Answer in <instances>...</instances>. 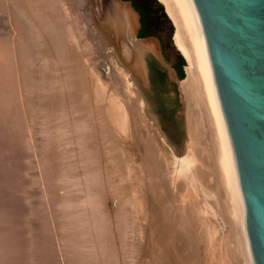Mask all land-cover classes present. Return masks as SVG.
Here are the masks:
<instances>
[{
	"label": "bare ground",
	"instance_id": "bare-ground-1",
	"mask_svg": "<svg viewBox=\"0 0 264 264\" xmlns=\"http://www.w3.org/2000/svg\"><path fill=\"white\" fill-rule=\"evenodd\" d=\"M2 1L3 0H1V2ZM6 1L7 0L3 1V4H2L3 6H5L4 4L6 3ZM12 1L13 0H11V2ZM19 1H21V0H19ZM19 1L17 0V2H19ZM159 1H160V3L162 5L165 6V9H166L165 12L168 13V15H169L168 18H170L169 20H170L171 24H174V26H175L174 37L172 38V43H173L175 48H174V50L171 49V52L173 54H175V55H180V56L184 57L186 59V62H187L186 67H185L186 76L183 79H177V76H176L177 73L174 72L172 69H170V67L168 65L166 66L165 64H163V62L161 60V56H160V45H159V42L156 39H146V40H141V41H135L133 36H134L135 31L138 28L137 16H136V14L133 13L131 8L129 6H127V5H124V4H122V3L118 2V1H115V0H25V2L23 0V2H24L23 5H25V13H26V15L25 14L24 15L21 14V15L24 16V18L26 16V18H28V20L25 18L27 20V22L25 20L21 21V19L19 17L16 20H14V22H16V23L13 26L14 27L15 26L18 27V30L14 29V27H13L14 30L18 31V33H16V34H18L17 41H14L16 43H14V44L11 43V41L14 40V39L12 37H10V35H9V37L12 39L11 41H10V38L7 37L8 36L7 34L4 35V36L7 35L6 36L7 38L6 37L3 38L4 37L3 34L0 37V124H1V128L0 129L1 130L5 129V131H6V128H10L9 125H11V127H12V124L15 123L16 126L20 127V128L17 127L19 132L22 131V129H23L22 127L24 125V124H22V121L26 120L25 114L23 112H25V108H26L27 105L29 106V105L34 104V102H37L36 100H38V99L41 100L40 102H43L44 104H47L46 105L47 107L49 106V104L54 105L55 108L52 107L53 109L52 108L51 109L53 111H55V109L57 108L56 107L57 104L59 106V105H61L63 103V99L65 98V96L63 97L62 94L65 93L66 91L62 92L64 90V88H61V90L62 89L63 90L62 91L59 90L60 92H62V94H60L59 91H58L59 93L56 91V89H60V88L54 87V89L56 88L55 91H54V89L51 90V87L53 88L52 84L60 82V86H62V85L66 86L65 83H64L65 80L62 82L64 84H62L61 81L63 80L62 78L64 76H66V77L68 76V77H71L70 79L72 80V84H74V88L76 86H78L76 89L79 88L80 90L79 89L78 90L79 91H83L82 94L84 93L83 95H80V92H78V95H77V94L72 92L74 90H71V92L73 94H75V96L76 95L77 96L80 95V96H83L85 98L88 93L90 95L89 90H91L90 88H92L91 95L90 96L88 95L89 99H91L92 97H96V99H98L97 100L98 102L101 99L102 100H106V102H105L106 104L105 105H106V112L108 114V118L110 119L109 121L113 123V126H112L113 130H115V132H117L118 135L120 134L121 137H125V138L128 137L129 138V137H131L133 131L134 132L136 130H137V132L140 131V130H138L137 125H139V127H140V126H142L143 123H145V126H146V123L148 124L147 127H146L147 129L144 130L143 127H145V126H143L142 130L146 131L148 133V136L150 134L151 135L150 138L147 139L148 141L143 139V142H142L143 144H141V142L139 143L138 140H137V144L139 143L140 146L135 144V145H137V147H136L134 145L135 149L138 148L140 151H143V153L141 152V154H143V155H140V157L141 156H143V157L146 156V155L144 156V154L146 153V149H147V152H148V153H146L147 155L149 153L153 155L154 151H155V153L161 151V153L164 156V158L166 159V161L170 162L171 159L173 158V160H175L174 162H178V169H179L180 172L182 171L183 173H185L187 171H190L191 169H193V167L195 168V165L193 166V162L195 160L193 158L196 157V156L193 157L194 152H192L193 155L189 154L188 149H189L190 145L188 146V143L187 144L186 143H183V144L180 143L181 147L180 146H175L176 144L174 145L175 142L171 141L170 136L175 133L174 132L175 128L172 127L170 129V131H168V132L163 131V128H161V124H160V121L162 119H161V116L159 115L160 113L158 114L159 109L161 108L160 110H162L163 106L161 107L160 105L153 104L152 101H151V98L148 97L147 92H146L147 91V87L146 86L149 85L148 84V79H149V81L151 79V78H149L150 71L152 70L151 61L154 62L155 61L154 59H158L157 64L161 65L162 67L166 66L169 69V71L171 73H173L174 79H176V81H177L175 85L177 87V90H178L181 98L183 99V110L182 111L180 110L179 113H180V116L182 117V119L184 120L183 124L186 125V127H187L188 135L193 139L192 143L195 144V145L200 144L201 148H202V151L204 150V152H206L207 155L209 154L206 162L204 163V166H201L200 168H198L199 169L198 173L201 174V179L198 178L197 174H196V178H198L197 180L200 179V183L201 184H202V182L203 183L205 182L203 184L204 185V187H203L204 188V193L206 194V196H208V198H210V200L213 199L210 195L212 193H215L214 191H216L215 189L217 188L218 183L222 186L221 199L218 200V199L214 198L213 201L211 200V204L214 205V207H212V209H211V211H212L211 215L213 217V214H214L213 213V208L215 209L216 206H221L222 207L224 205L223 203H226L227 209L225 211L228 212L227 217L230 215V217H231L230 219L232 220L233 225H234L233 226L234 228L231 226L234 230L231 229L230 233H228L226 235H228L230 237L233 236L232 238H234V241L231 240L232 241L231 244H233L234 247L232 245L231 246L233 248H235L233 250H236L235 251L236 252L235 255L238 253L237 254V256H239V262L238 263H240V264H255L254 263V259H253L252 250H251V244H250V240H249V236H248V232H247L246 206H245V201H244V197H243V193H242V189H241V185H240V178H239V173H238V168H237L236 156H235V152H234L231 136H230V133H229V129H228V126H227L225 114L223 112V108H222V104H221V100H220V96H219V92H218V88H217V84H216V80H215L213 65H212V61H211V57H210V53H209V49H208L205 33H204V30H203V27H202V23H201V20H200V16H199L198 10L196 8L194 0H159ZM1 2H0V4H1ZM11 2L9 0L8 3H11ZM14 2H16V0H14ZM17 2L15 3L16 5H17ZM20 3H22V2H20ZM20 3H18V4L20 5ZM2 5H1V7H2ZM6 5H8V4H6ZM10 5H12V4H10ZM8 7L6 6L5 11H6V9ZM13 8H15V7H13ZM50 9H52V10H50ZM1 10H4V8L1 9ZM9 10H11V9H9ZM19 10L23 11L24 8H23V10H21V8L20 9L18 8L15 11L16 12H20ZM9 12H10V14H12L14 12V9H13V11L11 10ZM14 14H16V13L14 12ZM16 15L14 16L15 18H16ZM21 15H19V16L21 17ZM11 19H13V17H11ZM11 21H13V20H11ZM34 33L39 38L38 44L36 43L37 40L36 41L34 40V35H33ZM93 34L96 35V37L98 38L99 41H92V37L91 36H94ZM120 38H123L124 42L119 41ZM15 40H16V37H15ZM154 42H156L157 45H158V51H156V52L151 50V48H153V46H155ZM136 43H142L143 44L142 48L143 47L145 48L144 51H143V53H145L144 56L140 55L139 51L137 52ZM116 44H118V47L116 46ZM105 47H106L107 50H109L111 52V55L109 56V58L113 61V70L109 71V70L105 69L104 72L102 70L98 72V71H96L97 69L95 68L94 63H90L89 65H86L85 63H83V60L86 61V62H90V58L94 54H96L95 56H97L98 55L97 53L98 52L100 53V51H102V49H105ZM52 50H54L55 53L52 52ZM51 52L53 53V56L55 54H57L60 57V59L62 60L61 61L58 58V60H59V62H58L57 59L55 60V58L53 57L54 58L53 59L54 62L57 61L58 64H59V63H64V61H65V63L70 64V65H67V64L64 65L63 64L64 68H62V69L60 67L61 70H64L63 72H66V70H67L66 67L68 68V66H69V71L70 72H69L68 75L64 74L63 77H62L63 73L60 74V73L57 72V75L60 74V76L62 77V78H60L61 81L54 79L53 82H55V83H52V82H51L52 84L49 83V85H51V87L47 86V87H44V89H41V87L44 85V83L46 84L48 82V81H44L45 79H47L49 77L48 74H50V73H48L46 71H50L51 72V70H53V69H55L57 67V65H58V64L56 65L57 62L54 63L53 64V68L49 67L50 70H46L45 71L46 73L43 74V76H40V77H42V81L44 83H41L42 84L41 87L38 86V88H37L38 90H43V92H44V90H46V88L47 89L50 88V89L47 90V91L50 90V93L46 91L47 92V93L45 92L46 94H42V95L40 94L39 96L35 95L36 94L35 93L34 95L38 98V99H36V97L32 96L33 93H34L33 91H35L34 89L36 87L33 88V91H31V92H33L31 95L28 94L30 91L29 92H28V90L26 91V87H28V85L30 86L32 84L33 85L37 84V83H34L33 80L34 81H36V80L38 81L40 79L39 78V79L35 80V75L37 76V74H35L34 76H33V74H34V71H36V70L35 69L33 70L31 66L34 65L33 62H34L35 57L37 55L42 56L41 58L45 57V59L47 60L48 58H46V57L51 55L52 54ZM57 55L55 57H58ZM130 55H132V57H129L130 59H128V56H130ZM37 57H39V56H37ZM143 57H144V59H143ZM50 58H49V60H50ZM36 61H38V60H36ZM43 61L46 62L45 60H43ZM41 62H42V60H41ZM51 62H52V60L48 61L47 63L50 64ZM17 63H18L19 66H21V67H19V71L22 68H23L22 70H24V71H22L23 72L22 78H24V81L21 80L22 79L21 75H19L20 72L18 71V69L15 68ZM45 65L48 66V64H45ZM45 65H43V66L46 67ZM55 65H56V67H55ZM60 65L61 64H59V66ZM63 65H61V66H63ZM146 65H147V67H146ZM34 66H36V65H34ZM37 66H36V69L38 68ZM49 66H51V65H49ZM17 68H18V66H17ZM146 68H148V73H149L148 76H147V73L144 71ZM57 69L58 68H56L55 70L57 71ZM16 70L19 72L18 75L21 78L20 80L23 81V83L25 82L26 85H27L26 87H24L25 83L23 85L22 84L20 85V86H23L25 88L24 91L28 92L27 94L25 92L22 93V91H23L22 88L23 87H21V89H22L21 92L16 90V89H20L18 87L16 89H11V90L8 87H5V84L9 83L8 78L10 77V75H12V73H14L13 71H16ZM40 70H42V69H40ZM89 71H90L91 76H92V77H89V78H91V80H89V81L86 80L87 82H84L83 79H85L84 77L86 75H88ZM55 72H53L52 74H54ZM38 73H39V71H38ZM70 73H71V75H70ZM152 74H154V73H152ZM16 75H14V76H16ZM52 76L53 75H51L50 77H52ZM13 77H12V79H14V78L16 79V77H14V78ZM55 77H58V79H59V76H56V74H55ZM55 77H53V78H55ZM16 80H18V78ZM48 80H50V79H48ZM52 80H50V81H52ZM66 80H68V79H66ZM68 82H69V84L71 86L70 81H68ZM68 82L66 84H68ZM16 83H17V81L14 82V84L17 86V84H19L20 82H18L17 84ZM14 84H12V85H14ZM55 85H58L57 87H59V84H55ZM68 87H69V85H68ZM71 88L70 87L68 89L65 88V90H69ZM29 89L31 90L32 87L31 88L29 87ZM72 93L71 94L66 93V94L69 95V97L71 98L73 96ZM85 94H86V96H85ZM80 96H79V98L82 99V97H80ZM149 96H150V94H149ZM88 98H87V100H89ZM67 99H69L68 96H67ZM171 99H173V98L171 97ZM70 100H73V99L71 98ZM70 100H68V103L70 102ZM65 101H67V100H65ZM65 101H64V103H67ZM79 101L80 100H78V102ZM84 102H85V100H84ZM168 102L170 103L172 101L169 100ZM64 103L62 104V106L63 105H65V106L68 105V104H64ZM74 104H76V102ZM79 104H80V102H79ZM93 104H95V102H93ZM167 105H168V103H167ZM93 106H95V105H93ZM101 107L102 106H100L98 108H101ZM27 108H29V107H27ZM41 108H43V106ZM41 108H39V111H40ZM59 108H61V107L59 106ZM80 108H79L78 111L81 110ZM98 108L96 107V109H98ZM49 109H50V107H49ZM49 109H48V112H49ZM174 109H176V108H174ZM89 110L91 111V109H89ZM74 111H75V109H74ZM92 111H93V109H92ZM48 112H46V114ZM52 112L50 110L49 114L50 113L52 114ZM66 112H68V111H66ZM75 113H76V111H75ZM51 114H50V117L52 118ZM53 114L56 115L57 112L56 113L53 112ZM62 114H63V112H62ZM66 114H65V116L63 114V117H66ZM89 114H91V113H89ZM22 116L25 118V120H23L24 118ZM67 116H68V114H67ZM75 116H77V115H75ZM79 117H81V116H78V118ZM86 117L88 118L87 115H86ZM45 118L47 119L46 116H45ZM69 118L70 117H67V118H64L62 120V118L58 117V120L60 119L59 122H63L65 119L69 120ZM30 119H31V117H30ZM53 119H52V121H53ZM100 119H102V118L100 117ZM136 119L140 121L137 125L135 124V123H137ZM56 121H57V118H56ZM72 121L74 122L75 120H72ZM49 122H50V120L48 121V123L47 122L46 123L49 124ZM59 122L57 121V124ZM81 122H82V120H81ZM141 122H142V124H140ZM46 123H44V124L47 125ZM51 123H50V125H51ZM63 123L65 124V122H63ZM82 123H81V125H82ZM85 123L82 125V127L86 126ZM15 124H14V126H15ZM29 124H31V123H29ZM64 124H61L60 127H62V125H64ZM68 124H69V121H68ZM68 124H67V126L70 125V124L69 125ZM58 125H56L57 129H60ZM81 125H80V128H81ZM25 126H28V125L25 124ZM53 126L54 125H52V127ZM65 126H66V124H65ZM65 126H63V127H65ZM47 127H48V125H47ZM52 127L50 129L54 128V127L53 128ZM86 127H88V126H86ZM68 128H71V127H68ZM80 128L78 130L76 128V130H77L76 132H78L79 130L82 131V128L81 129ZM85 128H83V130H85ZM26 129H24V130H26ZM63 129H65V128H63ZM56 130H54V131H56ZM61 130H62V128H61ZM88 130H86V131H88ZM86 131H84V132H86ZM22 132L24 133V131H22ZM10 133H12V132H10ZM23 133L20 132V135L22 134V136L19 135V137L22 138V140H23V138H26V137L23 136ZM141 133H143V132H141ZM84 135L85 134H83V137L85 139L86 138L88 139V136L85 137ZM8 137L9 136L7 135L4 138H8ZM52 137H54V135ZM141 138H143V137H141ZM85 139L81 140V141H84L83 143H85L86 142ZM130 139L133 140V138H129V140ZM137 139H138V137H137ZM17 140H19V139H17ZM62 140H64V139H62ZM62 140H60V141H62ZM79 140H80V138H79ZM118 140H119V137H118ZM188 140H189V138H188ZM139 141H140V139H139ZM10 142H12V141L10 140ZM23 142H24V140H23ZM69 142H70V140H69ZM130 142H131V140H130ZM144 142H146V143H144ZM86 143H87V146H89L88 142H86ZM68 144H70V143H68ZM130 144H128V146ZM190 144H191V142H190ZM16 145H13V147H16ZM29 145L30 144H28V147H29ZM123 145H125V144H123ZM90 146H91V144H90ZM131 146H132V144H131ZM54 147H55V145H54ZM49 148H50V146H49ZM51 148H53V147H51ZM58 148H61V146L58 147ZM87 148H90V147H87ZM118 148H120V147H118ZM152 148L155 149V150L153 151ZM183 148H185L184 152L182 151ZM15 149L16 148H14L13 150H15ZM24 149H25V147H24ZM91 149L92 148H90L89 150L92 151ZM20 150H22V149H20ZM59 150H61V149H59ZM130 150H131V148H130ZM130 150H128V151H130ZM138 151H136V152H138ZM144 151H145V153H144ZM123 152H124V150H123ZM126 152L127 151H125V154H126ZM167 152L170 153V155ZM82 153H83V150H82L81 154ZM53 154H55L54 151H53ZM53 154L51 155L52 157L54 156ZM178 154H182V155L179 156ZM197 154H199V152ZM13 155H15V154H13ZM62 155H65V154H62ZM78 155H80V154H78ZM138 155H136L137 158L139 157ZM155 155L156 154H154L153 156H155ZM31 156H30V158H31ZM60 156H61V153H60ZM27 157L29 158V156H27ZM46 157L47 156L44 157L46 159V160L43 161L44 164L48 163V161H49V159L46 158ZM22 158H23V156H22ZM56 158L54 157L52 159H56ZM82 158H84V157H82ZM59 159H57V160H59ZM62 159H64V158H62ZM62 159H60V160H62ZM93 159H95V158H93ZM146 159L148 160V159H150V157L145 158V161H146ZM112 160H114V159H112ZM128 160L130 161V158ZM155 160H156V157H155ZM54 161H56V160H54ZM66 161H67V159H66ZM149 161H151V160H149ZM152 161H153V159H152ZM62 162H64V161H62ZM82 162H84V161H82ZM137 162H139V161H137ZM148 162H146V163H148ZM125 163H126V161H125ZM128 163H126V164H128ZM60 164H62V163L60 162ZM132 164H134V167H135V163H132ZM132 164H130V165L132 166ZM143 164L144 163L142 161V165ZM153 164H155V163H153ZM153 164L151 163V165L154 166V169H155V165H153ZM38 166H39V164H38ZM38 166H36V167L38 168ZM48 166L49 167L52 166V167H50V172H52V174H50L51 177L57 175V170H55L56 169L55 168L56 165L54 163L52 164L50 162ZM152 166H149V168L148 167L146 168V170L150 169L149 170L150 172L147 170L149 173L152 172L150 176L154 175L153 172H155L154 170L151 171L150 167H152ZM26 167H24V168H26ZM142 167H141V169H142ZM60 168H61V166H60ZM79 169H80V167H79ZM82 169H83V167H82ZM94 169H96V168H94ZM128 169H129V167H128ZM128 169H126V170H128ZM29 170H31V169H29ZM60 170H62V169H60ZM96 170H98V169H96ZM214 170H215V172H219L218 174L220 175V179L222 178L220 181H218L217 184H215V182H214L215 181ZM67 171H69V170H67ZM116 171H117V169H116ZM129 171H127V172H129ZM136 171H138V170H136ZM142 171L144 172V170H142ZM147 171L145 172L146 174L148 173ZM197 171L198 170L196 169L195 172H197ZM53 172H55L56 174H54ZM63 172H65V171L63 170L61 173L59 172V175L60 174L63 175L62 174ZM89 172H90V170H89ZM94 172H95V170H94ZM94 172H93V174H94ZM140 172H141V170H140ZM124 173L128 174L126 172H124ZM149 173L147 174V177H148ZM190 173H192V172H190ZM93 174L91 175V177H90V174H87V175H89V177H88V179L87 178L86 179L89 180V182L91 181V184L88 185L87 184L88 182H87L86 184L88 186L86 185L87 186V187L85 186L86 188H83V189L81 188L80 189L83 192L82 195L78 194L74 198H73V196H75V195H73V194L71 195L72 197H69V195H66V197H64L65 195H63V198L59 199V200H61L60 205H59L60 207H58V205L56 207L60 208L62 210V213L61 214L59 213L61 216L58 219V222H57L58 226L57 227L60 228L59 231H63L62 234L59 231L58 232L60 233V235H58L56 233V231H55V234L50 232V230H47V228H46V226L48 227V225L45 224V222H44V224H43L44 225V227H43L44 229H43V232H42L43 234L41 233V236H40L41 237V248H40L41 252L39 254V257L35 258V256H34L35 254L33 255V253H31L30 255L26 254V257H27L26 260L28 259L27 261H29V259H31L33 261L32 264H119V262L122 260V258H121L122 257V253H123V251L126 250L125 240L129 241L128 239L130 237L128 239H125L124 241H123V239L121 240V237L118 240V237H117L118 236V232L120 233V231H122V230L124 231V229H122L123 228L122 226L125 223H127V225L130 224V223H128L129 220H130V219H128V217H129V215H131L130 214L131 212H133V211L134 212H139V211L141 212V209L145 208L144 206L142 208V205L145 202H143V200L141 199L140 194H138L139 191L137 192V194L140 197H137L138 195L133 197V195H134L133 192H132L133 193L132 196H130L131 194L129 192H127V195L130 194L128 196H123V195H120V193H117V197H118L119 200H117L118 202H117L116 207H113V204H112L113 201L111 202V198H110V196H108L109 194L107 195V194H105L103 192V190H102L103 186L99 187L101 183L97 187L96 183H99L98 178L100 179V177L99 176H95L96 174L95 175H93ZM104 174H106V173H104ZM109 174H111V173H109ZM131 174H129V175H131ZM143 174L138 176V180L137 181L142 182L144 180V177H146V176H143ZM77 175H78V173H77ZM182 175H184V174H182ZM66 176H68V174ZM74 176H76V174ZM190 176H192V175L189 174V177ZM55 177L57 178L58 176H55ZM61 177H63V176H61ZM61 177H60V179H61ZM107 177L109 178V176H107ZM119 177L122 178V175L119 176ZM124 177H126V175ZM127 177H128V175H127ZM72 178H73V176H72ZM74 178H76V177H74ZM101 178H102V176H101ZM86 179H81V180L83 181V180H86ZM58 180H59V178H58ZM71 180H67V181H71ZM151 180L152 181H156L154 179H150V181ZM73 181L75 182V180H73ZM76 181H78V180H76ZM121 181L124 182V179H122ZM74 182H73V185H74ZM83 182H86V181H83ZM111 182H114V181H111ZM119 182H120V180H119ZM146 182H145V184H143V187L146 186ZM33 183H35V182H33ZM62 183H63V181H62ZM102 183H103V181H102ZM151 183L149 182V185ZM200 183L198 182V184H200ZM105 184L107 185L106 182H105ZM123 184H122V186H123ZM126 184H128V182ZM140 184H142V183H140ZM153 184H154V182H153ZM106 185H104V186H106ZM113 185H114V183H113ZM115 185H117V184H115ZM120 185L121 184H119V186ZM130 185H129V187L127 186V188L131 189ZM81 186H82V184H81ZM111 187H112V184H111ZM150 187H153V186H150ZM47 188H51V186L47 187ZM139 188H141V187H139ZM65 189H67V188H65ZM115 189L116 188H114L113 191L111 189V191L114 192ZM142 189H145V188H141L140 190L142 191ZM78 190H79V188H78ZM45 191H46V189H45ZM51 191H54V190L51 189ZM57 192L58 191H56L54 194H56ZM73 192L74 191H72V193ZM108 192H110V191H108ZM142 192H145V190H143ZM51 193L53 194V192H51ZM158 193H161V192H158ZM115 194H116V192H115ZM61 195H59V196L61 197ZM113 195H114V193H113ZM151 195H153L152 197H154L155 193L154 194L152 193ZM161 195L158 198H155V199H159L160 200V197H162ZM163 198H164V196H163ZM208 198L206 197V199H208ZM49 199H50V197H49ZM145 199H146V194H145L144 200ZM147 199H148V195H147ZM151 199H153V198H150L149 201H151ZM159 200H157L158 203L160 202ZM161 200H163V199H161ZM210 200H209V202H210ZM51 203H54V202H51ZM155 203H156V201H155ZM162 203L165 204L164 201ZM200 205L203 208L201 206L200 207L202 209H204V206L202 204H200ZM36 206H38V205H36ZM52 206H53V204H52ZM180 206H178V207H180ZM182 206H183V204H182ZM56 207H55V209H56ZM190 207H191L190 209L193 210L192 208H194V207H192V205H190ZM209 207H207V209ZM58 208H57V210H58ZM180 208H182V207H180ZM195 208H197V207H195ZM36 209H38V208H36ZM36 209H33L31 214L35 213L34 210H36ZM159 209L162 210L161 207ZM190 209H188V210H190ZM49 210H50V208H49ZM180 210L181 209H179V213H180ZM188 210L187 211L186 210L185 211L182 210V212L183 213L184 212L188 213L189 212ZM194 210L196 211L197 209H194ZM8 212H10V211H8ZM37 212H38V210H37ZM59 212H60V210H59ZM143 212H144V210H143ZM169 212L170 211H168V214H169ZM172 212L174 213V211H172ZM182 212H181V214H182ZM198 212H199V209H198ZM47 213H49V212H47ZM189 213H191V215H192V211H190ZM197 213L195 212V214H197ZM31 214H29L27 217H30ZM54 214L57 215L58 213L57 214L54 213ZM195 214H193V215H195ZM200 214H201V212H200ZM200 214H197L196 216H198ZM206 214L207 213H205V215ZM175 215H176V217L180 216V215L177 216V213H175ZM208 215H207V217H209ZM133 216H134V214H133ZM165 216H167V214ZM170 216L172 217V215H170ZM186 216H187V214H186ZM203 216L204 215L202 213V217ZM53 217H54V215L52 216V218ZM207 217L206 216H205V218L203 217L204 219H202L201 223L203 222V220L205 221V219ZM10 218H11V216H10ZM165 218H168V217H165ZM165 218H163L164 221H166ZM173 218H175L174 215H173L172 219ZM189 218L190 217H188V219ZM0 219H1V221H3L2 220L3 217H0ZM145 219H146V216H145ZM148 219L151 220L152 218L151 219L148 218ZM163 219L162 220L159 219L160 222L161 221L164 222ZM178 219H181V218L179 217ZM115 220H117L118 223L122 224L121 226L117 227L118 228V230H117L118 232L117 233L114 231L116 229V227L114 226L115 229L113 227V225H115V223L117 222V221L115 222ZM173 220L176 222L177 219L176 220L173 219ZM173 220H170V221H172L174 223ZM142 221H145V220H141V222ZM196 221H200V219H198L196 217L195 221L193 223H195ZM207 221H210V219L209 220L207 219ZM146 222H147V219H146L145 222H142V223H146ZM167 222H169V220ZM172 222H170V223L173 224ZM158 223L159 222H157L156 224H158ZM178 223L180 224V222H178ZM175 224H177V223H175ZM195 224H198V222H196ZM214 224H215V222H214ZM225 224L226 223L224 222V225ZM49 225H50V223H49ZM136 225L139 226L138 224H136ZM158 225H160V224H158ZM51 226H52V223H51ZM171 226L172 225H170V227ZM183 226H186V225L184 224ZM55 227H56V225H55ZM196 227H198V226H196ZM2 228H3V226H2ZM25 228H27V227H25ZM152 228L153 227L149 228V230H152ZM154 228L157 229V226L155 225ZM158 228H160V227H158ZM172 228H173V226H172ZM221 228L222 227L219 226V228H217V230L215 229L216 230L215 232H214V229H213V232L215 234H214V237H213V235H211L213 240H214V241H212V244L216 242V244L218 246L220 245L221 237H224V236H221V234H222L221 233L222 232ZM131 229H130V231H131ZM168 229L171 230V228H168ZM229 229H230V227H229ZM138 230L140 231V228ZM158 230L160 231V229H158ZM24 231H25V229H24ZM144 231H146V230H144ZM147 231H148V229H147ZM157 231H156V234H157ZM206 231H207V228H206ZM223 231H226V230L223 229ZM231 231H233V232L231 233ZM149 232L147 233V235L151 234V231H149ZM160 232H158V234ZM140 233H141V231H140ZM145 233L146 232H143V235ZM152 233L154 235L155 232L153 231ZM169 233H170V231H169ZM134 234H135V232H134ZM164 234H166V233H163V236H164ZM128 235H129V233H128ZM160 235L161 234H159L158 236L160 237ZM31 237H32V235H31ZM40 237H38V239ZM141 237H143V236H141ZM152 237L154 238V236H152ZM152 237H150L151 240L153 239ZM227 237H225L224 241H226V240L229 241V239ZM32 238L34 240L36 239L35 237H32ZM167 238H168V236L166 237V239ZM33 239L30 240V243H29L30 246H32V244L34 242ZM134 239L136 240L137 237L136 238L134 237ZM8 240H9V238H8ZM57 240H62L64 245H62L61 247L64 248L66 250V252H67V248H69L67 246H72V247H70L72 253L69 252V254H71V255L67 254L68 256L66 255L65 259L60 258L61 256L58 255V249H60V248L58 246H56L55 244H57V243L59 244L60 241L57 242ZM151 240L149 239V241H151ZM160 240H161L160 241V243H161L162 240H165V239H160ZM132 241H130V242H132ZM140 241L142 242V240H140ZM153 241H154V239H153ZM168 241H170V239H168L167 242ZM224 241H222V242L224 243ZM23 242H26V241L23 240ZM141 242H139V243H141ZM155 242L156 241H154V243ZM168 243H170V242H168ZM17 244H18V241H17ZM132 245H135V244H132ZM172 246H174V244ZM176 246H178V245H176ZM131 247H133V246H131ZM27 248H29L28 252L30 253V249L31 248L30 247H27ZM72 248L74 249L73 251H72ZM137 248L138 249L135 248V250H139V247H137ZM157 248L161 249L162 247H160V245H159V247H156V249ZM230 248H229V250H230ZM129 249H131V248H129ZM156 249H155V251H156ZM174 249H175V247H174ZM174 249L170 250L169 248H167V249L166 248L165 249L162 248V252L157 257L158 259L157 258L155 259V261H156L155 263H157V264H175V262L171 259V251L174 252ZM49 250L51 251V253H49ZM178 250H176V253H177ZM68 251H69V249H68ZM153 251H154V249H153ZM158 251L159 250L157 249V252ZM154 253L155 252H153V254ZM178 253H179V251H178ZM123 254H125V253H123ZM9 255H10V253H9ZM29 256H30V258H29ZM58 256H59V258H58ZM13 258H15V256H13ZM13 258L10 259V257H8L7 254H5V252L0 251V264H19V261L21 262V258L23 259V256L15 258L16 260L13 259ZM152 258H151V260H152ZM173 258H175V257H173ZM129 259H130V257H129ZM23 261H25V260H22V262ZM103 261H104V263H103ZM29 263H31V262H29ZM121 263H122V261H121Z\"/></svg>",
	"mask_w": 264,
	"mask_h": 264
},
{
	"label": "rangeland",
	"instance_id": "rangeland-1",
	"mask_svg": "<svg viewBox=\"0 0 264 264\" xmlns=\"http://www.w3.org/2000/svg\"><path fill=\"white\" fill-rule=\"evenodd\" d=\"M4 1V0H3ZM3 1L1 2V0H0V2H1V4H0V37L2 36V34H3V36L5 35V34H7L6 36L8 37V38H10V37H12L14 40H12L11 38H10V41H11V43H16V42H14V41H17V36H18V34H16V33H18V27L17 26H13V25H15V23L16 22H14V20H16L18 17L21 19V21H23V20H25L26 22H27V20H28V18H26V16H25V18L27 19H25L24 18V16H22V15H26V13H25V5H23L24 4V2H25V0H24V2H23V0H21V1H19V2H17V0H16V2H17V5L15 4L16 2H14V0L11 2V0H10V2L11 3H8L9 2V0H7L6 1V3L4 4L5 6H3L2 4H3ZM20 2H22V3H20ZM18 3H20V5L18 4ZM6 4H8V5H6ZM10 4H12V5H10ZM14 4V5H13ZM162 7H163V9H164V11H166V9H165V6L164 5H162L161 3H159ZM1 5H2V7H1ZM6 6L9 8V9H11L12 11H13V9H14V12L17 14H14V12L12 13V14H10V12L9 11H11V10H9L8 8L6 9V11H5V8H6ZM11 6V7H10ZM13 7H15L16 9H20L21 8V10H23V8H24V10L23 11H20V12H16L15 10V8H13ZM18 7V8H17ZM4 8V10H1V9H3ZM50 10H52V9H50ZM18 11V10H17ZM8 14H7V13ZM166 13V12H165ZM14 14V15H13ZM22 14V15H21ZM11 15V16H10ZM13 15V16H12ZM16 15V18L14 17ZM19 15H21V17L23 18H21ZM166 15H167V23L165 24V27H166V29L169 31V33L172 35L171 37L169 36L168 37V35H166L165 36V41H164V43L166 44V45H169L170 46V49H167V51H168V53L170 52L171 53V42H172V38L174 37V32H175V26H174V24H171V22H170V20H169V18H168V13H166ZM11 17H13V19H11ZM11 20H13V21H11ZM173 22V21H172ZM14 23V24H13ZM25 23V22H24ZM13 27H14V29H17V30H14L13 29ZM95 34V33H94ZM93 34V35H94ZM9 35H10V37H9ZM34 35V40L36 41V43L38 44V40H39V38L35 35V33L33 34ZM6 36H4L3 38H5ZM6 37V38H7ZM15 37H16V40H15ZM92 37V41H99L98 40V38L96 37V35H94V36H91ZM124 39L123 38H120L119 39V41H122V42H124L123 41ZM154 44H155V46H153V48H151V50L152 51H154V52H156V51H158V45H157V43L156 42H154ZM116 46L118 47V44H116ZM142 46H143V44L142 43H136V47H137V52L139 51L140 52V55H142V56H144V54L145 53H143V51H144V47L142 48ZM123 48V47H122ZM135 50V49H134ZM142 50V51H141ZM150 50V49H149ZM163 50V49H162ZM52 52H54L55 53V51L54 50H52ZM51 52V53H52ZM164 52V51H163ZM98 55L97 56H95L96 54H94L91 58H90V62H86V61H84L83 60V63H85L86 65H89L90 63H94V65H95V68L97 69L96 71H105V69H107V70H109V71H111V70H113V61L109 58V56L111 55V52L109 51V50H107L106 49V47H105V49H102V51H100V53L98 52L97 53ZM173 54V53H172ZM57 54H55L54 56H53V53L51 54V55H49L48 57H46V58H48L47 60L45 59V57L44 58H41L42 56H40V55H37V56H39V57H35V60H34V62H33V64L34 65H38L37 67V69H36V66H34V65H32L31 67H32V69L34 70H36V71H34V74H33V76L35 75V74H37V76L35 75V80L36 79H39L37 82L36 81H34L33 80V82L34 83H37L36 85H28V87H26L27 85H26V83L24 84L23 83V81H24V78H22V76H23V72L22 71H24V70H22L21 68V70L19 71V67H21V66H19L18 65V63H17V65H16V69H18V71L20 72V74H19V72L16 70V71H13L14 73H12V75L14 76V75H21V78L19 77V75L17 76H14V77H16V79L18 78V80H16L12 75H10V77L8 78V80H9V83L8 84H5V87H8L10 90L11 89H16L17 87L18 88H20V89H16L17 91H20L21 92V90L23 89V91H22V93L23 92H25L24 90H25V88L24 87H26V91L28 90V92H25L26 94L28 93V94H32L33 92V97H36L35 95H37V96H39L40 94L42 95V94H46L47 92H49L50 93V90L49 91H47L48 89H50V88H46V90H44V92H43V90H38L37 88H38V86L39 87H41V83H44L43 81H42V77H40V76H43V74H45L46 72H48V73H50V74H48V76L50 77L51 75H53L52 77H48L47 79H45L44 81H48L46 84L44 83V85L41 87V89H44V87H47V86H50L51 87V85H49V83H55V82H53L54 81V79H56V80H60V78H62L63 76H64V74L65 75H68L69 74V66H68V68L66 67L67 65H70V64H68V63H65V61H64V63H59V64H61V65H65V64H67L65 67H66V69L68 70H66V72H63L64 70H61L62 68H64V65L63 66H59V64H58V62H59V60H58V58L60 59V57L58 56V57H55ZM175 54H173V56H174ZM52 56V57H51ZM52 59H51V58ZM55 58V60L57 59V61H53V59ZM129 57H132V55H130V56H128V59H130ZM166 57V56H165ZM39 58V59H38ZM49 58H50V60H49ZM182 58V57H181ZM143 59H144V57H143ZM167 59V58H166ZM183 59L185 60V62H186V59L183 57ZM36 60H38V61H36ZM41 60H42V62H41ZM43 60H45L46 62H44ZM52 60V62L49 64V63H47L48 61H51ZM61 60V59H60ZM62 61V60H61ZM60 61V62H61ZM88 61V60H87ZM167 61L168 62H170L168 59H167ZM57 62V63H56ZM54 63H56V65H57V67H56V65H55V67L56 68H58L57 69V71L55 70V69H53V70H51V72L50 71H46V70H50V68H53V64ZM72 63V62H71ZM20 64V63H19ZM45 64H48V66L47 65H45ZM186 64H187V62H186ZM186 64H185V66H184V73H185V76H186V70H185V67H186ZM43 65H45L46 67H44ZM49 65H51V66H49ZM17 66H18V68H17ZM41 68H40V67ZM59 66V67H58ZM151 66H152V70L150 71V76H149V78H151L150 79V81H149V79H148V84L149 85H147L146 87H147V95H148V97H150L151 98V101H152V103L153 104H157V105H160L161 107H162V110H160L159 109V111H158V114L161 116V121H160V124H161V128H163V131H165V132H168V131H170V129L172 128V127H174L175 128V133L173 134V135H171L170 136V138H171V141H173V142H175L174 143V145L175 146H180L181 147V144H183V143H188V146H189V149H188V152H189V154H192V152H194V155H193V157H195V158H193V159H195L194 160V162H193V166L195 165V168L198 170L197 172H195V168L193 167V169H191L190 171H187V172H185V173H183L182 171L180 172L179 171V169H178V162H174L175 160H173V158L171 159V161L169 162V161H166V159L164 158V156L162 155V153H161V151H159V152H156L155 153V149H153V155L154 154H156L155 156H153L152 154H146V153H148L147 152V149H146V153H145V151H144V156L145 157H143V156H141L140 157V155H143V154H141V152L143 153V151H140L138 148V150L137 149H135V146L137 147V145L138 146H140V142H141V144H143L142 142H143V139L144 140H146V141H148L147 139H149L150 138V134H149V136H148V133L146 132V131H144L145 129H147L146 127H147V123H146V126H145V123H143L142 124V122L140 123V124H142V126H140L139 127V125H137L140 121L139 120H137L136 119V121H137V123H135L136 125H137V128H138V130H140V131H138L137 132V130L134 132H132V135H131V137H129V138H133V140L132 139H130L131 140V142H130V140H129V138L128 137H121V135L119 134L118 135V133L117 132H115V130H113V123L112 122H110L109 120V118H108V114H107V112H106V100H99V102L97 101L98 99H96V97H92L91 99H89L88 98V95H89V93L87 94V96H86V94H85V98L83 97V96H80V95H83L82 94V92L83 91H79L78 89H76L78 86H76L75 88H74V84H72V80L70 79L71 77H66V76H64L62 79V81H61V83L64 81V83H65V85L66 86H63L62 84H64V83H62L61 85L62 86H60V82H57V83H55V84H59V87H57L58 85H55V84H52L53 85V88L51 87V90H53L54 89V87H56V88H60V89H56V91L58 92L59 90L60 91H62L61 90V88H64V90L62 91V92H65V93H63L62 94V92H60V94H62L63 95V97L65 96V98L63 99V103H64V101L65 100H67V101H65V102H67V103H64V104H70L69 106L68 105H63L62 106V104L61 105H59L61 108H59V106H58V104H57V108L55 109V111H53L52 109L53 108H55L54 107V105H51V104H49V106L47 107L46 105L47 104H44L43 102H40L41 100H39L37 97H36V99H38V100H36L37 102H34V104H32V105H27L26 106V108H25V112H23L24 114H25V118H26V120H25V118L23 119V120H25V121H22V124H24L23 125V129H22V131H24V133L22 132V131H20L21 133H23V136L24 137H26V138H23V140H24V142H23V140H22V138H20L19 137V135H20V132H19V130L17 129V127L18 128H20L19 126H16V124L15 123H13L12 124V127H11V125H9V127L10 128H6V131H5V129H3V130H1L0 129V217H3V221H1V219H0V251H2V252H5V254H7V256L8 257H10V259H12L13 258V256H15V258H18V257H22L23 256V259L21 258V262L19 261V264H32V260L31 259H29V261H27L26 260V254H28V255H30L31 253H33V255L35 256V258L37 257H39V254H40V252H41V233L43 232V227H44V222H45V224H47L48 225V227L46 226V228H47V230H50V232H52V233H54L55 234V231H56V233L58 234V235H60V233L62 234V232L63 231H59L60 230V228L59 227H57L58 226V219L60 218V214L62 213V210L60 209V208H58V207H60L59 205H60V202H61V200H59V199H61V198H63V195H65L64 197H66V195H69V197H72L71 195L73 194V195H75V196H73V198L74 197H76V195H82L83 194V192L80 190L81 188L83 189V188H86L88 185H90L91 184V181L89 182V180H87L88 179V177H89V175H87V174H90V177H91V175L93 174V172H94V170H95V172H94V174L93 175H95V176H99L100 177V179L98 178V181H99V183H96L97 184V187L99 186V184H100V186L99 187H102V190H103V192L105 193V194H109L108 196H110V198H111V202H112V204H113V207H116V205H117V200H119L118 199V197H117V193H120V195H123V196H128V195H130V196H132V194L134 193V195H133V197L134 196H137L138 194H140V196H141V199L143 200V202H145V203H143V205H142V208H143V206L145 207L144 209H141V212L139 211V212H134L133 210V212H131L130 214L131 215H129V217H128V219H130L129 220V222L128 223H130L129 225H127V223H125L122 227V229H124V231L122 230V231H120V233L117 231L118 230V228L117 227H119V226H121L122 224H120V223H118V221L117 220H115V225H113V227L115 226L116 227V229H115V227H114V231L117 233L118 232V240H119V238L121 237V240L123 239V241L125 240V239H128L129 237V241H126L125 240V244H126V250L125 251H123V253H125V254H123L122 253V263H121V261L119 262V264L121 263V264H157V263H155L156 261H155V259L159 256V254L162 252V248L163 249H167V248H169L170 250H172V249H174V247H175V249H174V252H172L171 251V259L175 262V264H240V263H238L239 262V256H237V254L235 255V251L236 250H233V249H235V248H233L234 247V245L233 244H231L232 243V241L231 240H233L234 241V238H232V237H230V236H228V235H226V234H228V233H230V230L232 229V230H234L233 228V222H232V220L230 219L231 217H230V215L227 217V214H228V212L227 211H225L226 209H227V205H226V203H223L224 205L221 207V206H216V208L214 209L213 208V217H212V215H211V209H212V207H214V205H212L211 204V200L213 201V199L215 198V199H218V200H220L221 199V190H222V186L218 183V181H220L221 179H220V175L218 174L219 172H215V170H214V173H215V184H217L218 183V186H217V188L215 189L216 191H214L215 193H212L210 196L213 198V199H211L210 200V198H208V196H206V194L204 193V183L202 182V184L200 183V179H201V174H199L198 172H199V169L198 168H200L201 166H204V163L206 162V160H207V158H208V155L206 154V152H204V150L202 151V148H201V145L200 144H198V145H195V144H193L192 143V138L188 135V130H187V127H186V125H184L183 124V122H184V120L182 119V117L180 116V110L182 111L183 110V99L181 98V96H180V94H179V92H178V90H177V87H176V79H174V76H173V73H171L170 71H169V69L166 67V66H164V67H162L161 65H159V64H157V62H153V61H151ZM50 67V68H49ZM60 67H61V69H60ZM146 67H147V65H146ZM40 69H42V70H40ZM38 71H39V73L41 74H39L38 73ZM46 71V72H45ZM56 71V72H55ZM60 71V72H59ZM146 73H147V76L149 75V73H148V68H146L145 70H144ZM53 72H55L54 74H52ZM57 72L58 73H60V74H62L63 73V75H62V77L60 76V74H58L57 75ZM152 73H154V74H152ZM181 73V72H180ZM180 73L179 74H177L176 76H177V79H181V75H180ZM55 74H56V76H59V79H58V77H55ZM90 74V75H89ZM70 75H71V73H70ZM14 78V79H12V77ZM53 77H55V78H53ZM87 77V78H86ZM89 77H92L91 76V73H90V71L88 72V75H86L84 78L85 79H83V81L84 82H87L86 80H91V78H89ZM11 78V79H10ZM23 80V81H21V80ZM48 79H50V80H52V81H50V80H48ZM66 79H68V80H66ZM70 79V80H69ZM14 80V81H13ZM17 81V83L18 82H20L19 84H17V86L14 84V82H16ZM41 80V81H40ZM68 81H70V83H71V86H70V84H69V82ZM11 82V83H10ZM32 82V83H33ZM68 82V84H66ZM11 84V85H10ZM12 84H14V85H12ZM23 85L24 84V87L23 86H20V85ZM40 84V85H39ZM7 85V86H6ZM68 85H69V87L71 88L72 86V88L71 89H69V90H65V88L66 89H68L69 87H68ZM15 86V87H14ZM20 86V87H19ZM21 87H23L22 89H21ZM29 87L31 88L32 87V89L30 90L29 89ZM36 87V88H35ZM68 87V88H67ZM28 88V89H27ZM33 88H35L34 90L35 91H33ZM55 89H54V91H55ZM91 90H89V92H90V95H91V91H92V88H90ZM71 90H74V91H72L73 93H75V94H77L78 95V92H80V97H82V99L81 98H79V96H75V94H73L72 92H71ZM78 90V91H77ZM145 90V89H144ZM31 91H33V92H31ZM37 91V92H36ZM47 91V92H46ZM69 91V92H68ZM151 91V92H150ZM43 92V93H42ZM46 92V93H45ZM58 92V93H59ZM24 93V94H25ZM36 93V94H35ZM66 93H68V94H73V96L71 97L73 100H70L71 98L69 97V95H67ZM156 93V94H155ZM35 94V95H34ZM65 94V95H64ZM149 94H150V96H149ZM89 95V96H90ZM67 96H68V98L69 99H67ZM75 97V98H74ZM155 97V98H154ZM171 97L173 98V99H171ZM87 98L89 99V100H87ZM80 100L79 102H80V104H79V102H78V100ZM68 100H70V102L68 103ZM75 100V101H74ZM83 100V101H82ZM84 100H85V102H84ZM96 100V101H95ZM169 100H171L172 102H168ZM73 101V102H72ZM87 101V102H86ZM76 102V104H74ZM93 102H95V104H93ZM165 102V103H164ZM82 103V104H81ZM91 103V104H90ZM167 103H168V105H167ZM172 103V104H171ZM90 104V105H89ZM97 104V105H96ZM100 104V105H99ZM167 106H166V105ZM46 107H45V106ZM79 105V106H78ZM93 105H95L97 108L98 107H100V106H102L101 108H98V109H96V107L95 106H93ZM43 106V108H41V107ZM66 108H65V107ZM76 106V107H75ZM78 106V107H77ZM90 106V107H89ZM93 106V107H92ZM27 107H29V108H27ZM49 107H50V109H49ZM53 107V108H52ZM75 109V111H76V113H75V111H74V109ZM81 107V108H80ZM168 107V108H167ZM39 108H41L40 109V111H39ZM52 108V109H51ZM79 108L81 109L80 111H78L79 110ZM87 108V109H86ZM174 108H176V109H174ZM35 109V110H34ZM48 109H49V112H50V110H51V112L53 111L54 113H56L57 112V116L55 115V114H53V112H52V118L50 117V114H49V112H48ZM89 109H91V111L89 110ZM92 109H93V111H92ZM165 109V110H164ZM169 109V110H168ZM171 109V110H170ZM46 110V111H45ZM57 110V111H56ZM59 110V111H58ZM88 110V111H87ZM42 111V112H41ZM63 112V114H64V116H65V114L67 113L68 114V116H67V114H66V117H63V114H62V112ZM66 111H68V112H66ZM86 111V112H85ZM96 111V112H95ZM98 111V112H97ZM104 113H103V112ZM161 111V112H160ZM46 112H48L47 114H46ZM74 112V113H73ZM30 113V114H29ZM34 113V114H33ZM89 113H91V114H89ZM174 113V114H173ZM38 114V115H37ZM40 114V115H39ZM72 114V115H71ZM88 116V118L86 117V115ZM173 114V115H172ZM36 117H35V116ZM44 117H43V116ZM48 115V116H47ZM75 115H77V116H75ZM90 115V116H89ZM175 115V116H174ZM45 116L47 117V119L45 118ZM56 116V117H55ZM78 116H81V117H79L78 118ZM107 116V117H106ZM30 117H31V119H30ZM41 117V118H40ZM58 117H60V118H62V120L64 119V118H67V117H70L69 118V120L68 119H65L63 122H65V124H66V126H65V124L63 123V122H59V120H58ZM98 117V118H97ZM100 117L102 118V119H100ZM34 118V119H33ZM36 118V119H35ZM38 118V119H37ZM51 118V119H50ZM54 118V119H53ZM56 118H57V121L59 122L58 124H57V121H56ZM76 118V119H75ZM78 118V119H77ZM46 119V120H45ZM52 119H53V121H52ZM84 119V120H83ZM173 119V120H172ZM45 120V121H44ZM50 120V122H49V124H47L48 123V121ZM69 121V124H68V121ZM72 120H75L74 122L72 121ZM80 120V121H79ZM81 120H82V122H81ZM99 120V121H98ZM134 120V119H133ZM47 122V123H46ZM52 122V123H51ZM86 122V123H85ZM110 122V123H109ZM29 123H31V124H29ZM44 123H46L47 125H48V127H47V125H45ZM50 123H51V125H50ZM74 123V124H73ZM81 123H82V125L85 123L86 124V126H88V127H82V125H81ZM14 124H15V126H14ZM25 124L26 125H28V126H25ZM34 124V125H33ZM61 124H64V125H62V127H60L61 126ZM67 124L69 125V126H67ZM79 124V125H78ZM47 127H45V126ZM50 125V126H49ZM52 125H54L53 127L55 128H53L52 127ZM56 125H58L59 126V128L60 129H57V126ZM80 125H81V128H82V131H78V132H76L79 128H80ZM63 126H65V127H63ZM74 126V127H73ZM79 126V127H78ZM111 126V127H110ZM143 126H145V127H143ZM27 129H26V128ZM53 128V129H50V128ZM68 127H73L72 129L71 128H68ZM97 127V128H96ZM142 127H143V129L144 130H142ZM0 128H1V124H0ZM29 128V129H28ZM61 128H62V130H61ZM63 128H65V129H63ZM76 128H77V130H76ZM80 128V129H81ZM83 128H85V130H83ZM89 130H88V129ZM12 129V130H11ZM24 129H26V130H24ZM50 129V130H49ZM57 129V130H56ZM102 129V130H101ZM54 130H56V131H54ZM60 130V131H59ZM65 130V131H64ZM73 130V131H72ZM75 130V131H74ZM86 130H88V131H86ZM105 130V131H104ZM12 132V133H10V132ZM17 131V132H16ZM26 131V132H25ZM30 131V132H29ZM64 131V132H63ZM84 131H86V132H84ZM96 131V132H95ZM100 131V132H99ZM187 131V132H186ZM7 132V133H6ZM55 132V133H54ZM82 132V133H81ZM141 132H143V133H141ZM51 133V134H50ZM58 133V134H57ZM67 133V134H66ZM69 133V134H68ZM88 133V134H87ZM90 133V134H89ZM104 133V134H103ZM141 133V134H140ZM16 134V135H15ZM83 134H85L84 136L85 137H87L88 136V139L86 140L84 137H83ZM95 134V135H94ZM110 134V135H109ZM134 134V135H133ZM184 134V135H183ZM9 136L8 138H4V137H6V136ZM54 135V137H52ZM65 137H64V136ZM69 135V136H68ZM108 135V136H107ZM119 137V140H118V137ZM20 136H22V134L20 135ZM71 136V137H70ZM107 136V137H106ZM145 136V137H144ZM189 136V137H188ZM11 137V138H10ZM80 138V140H79V138ZM137 137H138V139H137ZM141 137H143V138H141ZM186 137V138H185ZM16 138V139H15ZM54 138V139H53ZM188 138H189V140H188ZM17 139H19V140H17ZM56 139V140H55ZM59 139V140H58ZM62 139H64V140H62ZM77 139V140H76ZM85 139V141L86 142H88V144H89V146H87V143L85 142V143H83L84 141H81V140H84ZM136 139V140H135ZM139 139H140V141H139ZM174 139V140H173ZM10 140L12 141V142H10ZM60 140H62V141H60ZM69 140H70V142H69ZM137 140H138V144H137ZM21 141V142H20ZM28 141V142H27ZM31 141V142H30ZM54 141V142H53ZM124 141V142H123ZM10 142V143H9ZM19 142V143H18ZM63 142V143H62ZM91 142V143H90ZM107 142V143H106ZM133 142V143H132ZM150 142V141H149ZM190 142H191V144H190ZM16 145V147H13V145ZM32 143V144H31ZM68 143H70V144H68ZM132 144V146H131V144ZM144 143H146V142H144ZM181 143V144H180ZM7 144V145H6ZM19 144V145H18ZM25 144V145H24ZM28 144H30L29 145V147H28ZM61 144V145H60ZM72 144V145H71ZM86 144V145H85ZM90 144H91V146H90ZM98 144V145H97ZM121 144V145H120ZM123 144H125V145H123ZM127 144V145H126ZM128 144H130L129 146H128ZM135 144H137V145H135ZM178 144V145H177ZM54 145H55V147H54ZM85 145V146H84ZM123 145V146H122ZM135 145V146H134ZM193 145V146H192ZM49 146H50V148H49ZM61 146V148H58V147H60ZM66 146V147H65ZM68 146V147H67ZM20 147V148H19ZM24 147H25V149H24ZM51 147H53V148H51ZM87 147H90V148H92L91 150L92 151H90L89 149L90 148H87ZM96 147V148H95ZM118 147H120V148H118ZM129 147V148H128ZM193 147V148H192ZM14 148H16L15 150H13ZM18 148V149H17ZM30 148V149H29ZM43 148V149H42ZM71 148V149H70ZM124 148V149H123ZM130 148H131V150H130ZM20 149H22V150H20ZM59 149H61V150H59ZM66 149V150H65ZM69 149V150H68ZM73 149V150H72ZM86 149V150H85ZM88 149V150H87ZM18 150V151H17ZM32 150V151H31ZM40 150V151H39ZM42 150V151H41ZM51 150V151H50ZM59 152H58V151ZM63 150V151H62ZM82 150H83V153L81 154V152H82ZM96 150V151H95ZM123 150H124V152H123ZM128 150H130V151H128ZM138 151V152H136V151ZM145 150V149H144ZM184 150H185V148H183V152H184ZM193 150V151H192ZM27 151V152H26ZM53 151L55 152V154H53ZM57 151V152H56ZM73 151V152H72ZM99 151V152H98ZM125 151H127L126 152V154H125ZM134 151V152H133ZM38 154H36V153ZM40 152V153H39ZM51 154H50V153ZM75 152V153H74ZM86 152V153H85ZM123 152V153H122ZM136 152V153H135ZM199 152V154H197ZM60 153H61V156H60ZM139 155H138V154ZM168 153V152H167ZM201 153V154H200ZM209 153V152H208ZM13 154H15V155H13ZM18 154V155H17ZM21 154V155H20ZM25 154V155H24ZM30 154V155H29ZM54 155L53 157L51 156V155ZM62 154H65V155H62ZM67 154V155H66ZM72 154V155H71ZM74 154V155H73ZM78 154H80V155H78ZM94 154V155H93ZM97 154V155H96ZM117 154V155H116ZM135 156H134V155ZM169 155H170V153H168ZM196 154V155H195ZM32 155V156H31ZM37 155V156H36ZM59 155V156H58ZM70 155V156H69ZM86 155V156H85ZM136 155H138L139 157L137 158L136 157ZM179 156L180 155H182V154H178ZM22 156H23V158H22ZM27 156H29V158L27 157ZM30 156H31V158H30ZM35 156V157H34ZM45 156H47L46 158H48L49 159V161H48V163H43V161L44 160H46L44 157ZM69 156V157H68ZM73 156V157H72ZM96 156V157H95ZM56 158V159H52V158ZM82 157H84V158H82ZM117 157V158H116ZM148 157H150V159H146V161H145V158H148ZM154 157V158H153ZM155 157H156V160H155ZM44 158V159H43ZM62 159V158H64V159H62V160H60V159ZM81 158V159H80ZM93 158H95V159H93ZM130 158V161L128 160ZM133 158V159H132ZM141 158V159H140ZM57 159H59V160H57ZM66 159H67V161H66ZM76 159V160H75ZM112 159H114V160H112ZM118 159V160H117ZM126 159V160H125ZM152 159H153V161H152ZM54 160H56V161H54ZM69 160V161H68ZM149 160H151V161H149ZM156 162H155V161ZM27 161V162H26ZM62 161H64V162H62ZM76 161V162H75ZM82 161H84V162H82ZM120 161V162H119ZM125 161H126V163H130V164H132V163H135V167H134V164H132V166L128 163V164H126L125 163ZM137 161H139V162H137ZM142 161H143V165H142ZM149 161V162H148ZM173 161V162H172ZM54 163L55 165H56V169L55 170H57V175H55V176H58L57 178L55 177V176H52L51 177V175L50 174H52V172H50V167H52V166H48L49 165V163ZM60 162L62 163V164H60ZM69 162V163H68ZM113 162V163H112ZM146 162H148V163H146ZM173 164H172V163ZM59 163V164H58ZM76 163V164H75ZM92 163V164H91ZM126 165H125V164ZM140 163V164H139ZM146 163V164H145ZM151 163L153 164V163H155V164H153V165H155V169H154V166H152L151 165ZM27 164V165H26ZM36 164V165H35ZM38 164H39V166H38ZM67 164V165H66ZM73 164V165H72ZM90 164V165H89ZM94 164V165H93ZM30 165V166H29ZM33 167H32V166ZM81 165V166H80ZM84 165V166H83ZM129 165V166H128ZM27 166V167H26ZM36 166H38V168L36 167ZM58 166V167H57ZM60 166H61V168H60ZM94 166V167H93ZM96 166V167H95ZM116 166V167H115ZM132 168H131V167ZM138 166V167H137ZM145 168H143V167ZM149 166H152V167H150L151 168V171H155V172H153V174L154 175H152V176H150L151 175V173H149L150 171V169H147L146 170V168L148 167L149 168ZM24 167H26V168H24ZM29 167V168H28ZM78 167V168H77ZM79 167H80V169H79ZM82 167H83V169H82ZM105 167V168H104ZM120 167V168H119ZM128 167H129V169H128ZM141 167H142V169H141ZM23 168V169H22ZM35 168V169H34ZM76 168V169H75ZM94 168H96V169H100L99 171L98 170H96V169H94ZM104 168V169H103ZM114 168V169H113ZM28 171H27V170ZM29 169H31V170H29ZM60 169H62V170H60ZM75 169V170H74ZM82 169V170H81ZM90 170V172H89V170ZM92 169V170H91ZM116 169H117V171H116ZM126 169H128V170H126ZM174 169V170H173ZM177 169V170H176ZM195 169V170H194ZM45 170V171H44ZM65 171V172H63L62 174L63 175H59V172L61 173L62 171ZM67 170H69V171H67ZM104 170V171H103ZM130 170V171H129ZM136 170H138V171H136ZM140 170H141V172H140ZM142 170H144V172L142 171ZM47 171V172H46ZM87 171V172H86ZM110 171V172H109ZM113 171V172H112ZM127 171H129V172H127ZM133 171V172H132ZM148 172L149 173V175H148V177H147V174L145 173V172ZM176 171V172H175ZM92 172V173H91ZM124 172H126V173H128V174H125ZM190 172H192V173H190ZM48 173V174H47ZM54 174H56L55 172H53ZM68 174V176H66L67 174ZM72 173V174H71ZM77 173H78V175H77ZM80 173V174H79ZM104 173H106V174H104ZM109 173H111V174H109ZM132 173V174H131ZM134 173V174H133ZM144 173V174H143ZM184 174V175H182V174ZM46 174V175H45ZM76 174V176H74ZM103 174V175H102ZM109 174V175H108ZM129 174H131V175H129ZM136 174V175H135ZM143 174V176H146V177H144V180L142 181V182H139V181H137L138 180V176L139 175H142ZM189 174H191L192 176H190L189 177ZM196 174H197V177L198 178H200L199 180H197L198 178H196ZM31 175V176H30ZM45 175V176H44ZM70 175V176H69ZM73 176V178H72V176ZM81 175V176H80ZM84 175V176H83ZM112 175V176H111ZM122 175V178L121 177H119V176H121ZM126 175V177H124ZM127 175H128V177H127ZM199 175V176H198ZM48 176V177H47ZM61 176H63V177H61ZM78 176V177H77ZM101 176H102V178H101ZM107 176H109V178L107 177ZM136 176V177H135ZM155 176V177H154ZM60 177H61V179H60ZM74 177H76V178H74ZM81 177V178H80ZM124 177V178H123ZM135 177V178H134ZM151 177V178H150ZM217 177V178H216ZM36 178V179H35ZM49 178V179H48ZM53 178V179H52ZM58 178H59V180H58ZM65 178V179H64ZM70 178V179H69ZM87 178V179H86ZM105 178V179H104ZM134 178V179H133ZM146 178V179H145ZM56 179V180H55ZM72 179V180H71ZM81 179H86V180H83V181H86V182H83ZM122 179H124V182L123 181H121ZM150 179H154V180H156V181H150ZM36 180V181H35ZM50 180V181H49ZM55 180V181H54ZM58 180V181H57ZM67 180H71V181H67ZM73 180H75V182L73 181ZM76 180H78V181H76ZM119 180H120V182H119ZM136 180V181H135ZM38 181V182H37ZM62 181H63V183H62ZM102 181H103V183H102ZM111 181H114V182H111ZM118 181V182H117ZM147 181V182H146ZM151 183L150 185H149V182ZM33 182H35V183H33ZM72 182V183H71ZM73 182H74V185H73ZM88 182V183H87ZM105 182L107 183V185L105 184ZM128 182V184H126V183ZM136 182V183H135ZM138 182V183H137ZM145 182H146V186H144L143 187V184H145ZM153 182H154V184H153ZM198 182L200 183V184H198ZM88 185H87V184ZM113 183H114V185H113ZM121 184L120 186H119V184ZM124 183V184H123ZM140 183H142V184H140ZM157 183V184H156ZM60 184V185H59ZM69 186H68V185ZM71 184V185H70ZM80 184V185H79ZM81 184H82V186H81ZM109 184V185H108ZM111 184H112V187H111ZM115 184H117V185H115ZM122 184H123V186H122ZM126 184V185H125ZM131 184V185H130ZM135 184V185H134ZM140 184V185H139ZM55 185V186H54ZM59 185V186H58ZM62 185V186H61ZM65 185V186H64ZM87 185V186H86ZM104 185H106V186H104ZM129 185H130V187H131V189L130 188H127V186L129 187ZM134 185V186H133ZM142 185V186H141ZM149 185V186H148ZM156 185V186H155ZM51 186V188H47V187H50ZM57 186V187H56ZM81 186V187H80ZM86 186V187H85ZM150 186H153V187H150ZM55 189H54V188ZM67 188V189H65V188ZM70 187V188H69ZM75 189H74V188ZM108 187V188H107ZM123 187V188H122ZM139 187H141V188H145V189H142V191L143 190H145V192H142L140 189L141 188H139ZM149 187V188H148ZM78 188H79V190H78ZM114 188H116L115 190H114V192H112L113 191V189ZM147 188V189H146ZM45 189H46V191H45ZM51 189L52 190H54V191H51ZM64 189V190H63ZM70 189V190H69ZM72 189V190H71ZM109 189V190H108ZM111 189H112V191H111ZM139 189V190H138ZM153 189V190H152ZM105 190V191H104ZM110 191V192H108V191ZM129 190V191H128ZM132 190V191H131ZM135 190V191H134ZM49 191V192H48ZM56 191H58L56 194H54ZM72 191H74L73 193H72ZM79 193H78V192ZM139 191V193L137 194V192ZM189 191V192H188ZM51 192H53V194L51 193ZM61 192V193H60ZM64 192V193H63ZM67 192V193H66ZM115 192H116V194H115ZM123 192V193H122ZM127 192H129L130 194H128L127 195ZM133 192V193H132ZM142 192V193H141ZM158 192H161V193H158ZM47 193V194H46ZM51 193V194H50ZM70 193V194H69ZM113 193H114V195H113ZM126 193V194H125ZM148 193V194H147ZM154 194L155 193V196L154 197H152L153 195H151V194ZM62 194V195H61ZM145 194H146V199L144 200V197H145ZM162 196V197H160V200L159 199H155V198H158L160 195ZM58 197H57V196ZM59 195H61V197L59 196ZM147 195H148V199H147ZM55 196V197H54ZM139 195L137 196V197H140ZM163 196H164V198H163ZM209 196V197H210ZM47 197V198H46ZM49 197H50V199H49ZM53 197V198H52ZM60 197V198H59ZM206 197L208 198V199H206ZM115 198V199H114ZM150 198H153V199H151V201H149L150 200ZM155 199V200H154ZM161 199H163V200H161ZM205 199V200H204ZM53 200V201H52ZM157 200H159L160 202L158 203V201ZM200 200V201H199ZM209 200H210V202H209ZM225 200V199H224ZM21 201V202H20ZM56 201V202H55ZM154 203H153V202ZM155 201H156V203H155ZM165 202V204L164 203H162V202ZM176 201V202H175ZM24 202V203H23ZM48 202V203H47ZM51 202H54V203H51ZM149 202V203H148ZM200 202V203H199ZM218 202V201H217ZM148 205H147V204ZM152 203V204H151ZM158 203V204H157ZM181 203V204H180ZM199 203V204H198ZM210 203V204H209ZM52 204H53V206H52ZM155 204V205H154ZM163 204V205H162ZM182 204H183V206H182ZM200 204H202L203 206H204V209H202L203 207L200 205ZM36 205H38V206H36ZM55 205V206H54ZM58 205V207H56ZM62 205V204H61ZM181 205V206H180ZM190 205H192V207H194V208H192L193 210H191L190 208ZM195 205V206H194ZM198 205V206H197ZM157 206V207H156ZM178 206H180V207H182V208H180V207H178ZM202 208H201V207ZM210 206V207H209ZM55 207H56V209H55ZM155 207V208H154ZM162 208V210H160L159 208ZM195 207H197V208H195ZM207 207H209L208 209H207ZM4 208V209H3ZM36 208H38V209H36ZM49 208H50V210H49ZM57 208H58V210H57ZM10 209V210H9ZM25 209V210H24ZM33 209H36V210H34V212L35 213H32L31 214V212H32V210ZM150 209V210H149ZM179 209H181L180 210V213H179ZM188 209H190V210H188ZM194 209H197L196 211L194 210ZM198 209H199V212H198ZM210 209V210H209ZM4 210V211H3ZM37 210H38V212H37ZM54 212H53V211ZM58 212H57V211ZM59 210H60V212H59ZM143 210H144V212H143ZM160 210V211H159ZM182 210H188L189 212L190 211H192V215L193 214H195V212L197 213V214H200V212H201V214L200 215H198V216H196L197 214H195V215H191V213H186V212H182ZM203 210V211H202ZM206 210V211H205ZM8 211H10V212H8ZM16 211V212H15ZM168 211H170L169 212V214H168ZM172 211H174V213L172 212ZM209 211V212H208ZM22 212V213H21ZM45 212V213H44ZM47 212H49V213H47ZM158 212V213H157ZM181 212H182V214H181ZM227 212V213H226ZM20 213V214H19ZM47 213V214H46ZM51 213V214H50ZM54 213H58L57 215H55ZM60 213V214H59ZM152 213V214H151ZM171 213V214H170ZM175 213H177V216L178 215H180V216H178V217H176V215H175ZM179 213V214H178ZM187 214V216H186V214ZM202 213H203V217L205 218V216L207 217V215L209 216V217H207L206 219H205V221L203 220V222L201 223V221H202V219H204L203 217H202ZM205 213H207L206 215H205ZM22 214V215H21ZM29 214H31L30 215V217H27ZM133 214H134V216H133ZM141 214V215H140ZM160 214V215H159ZM167 214V216H165ZM33 215V216H32ZM51 215V216H50ZM54 215V217L52 218V216ZM59 215V216H58ZM141 217H139V216ZM169 215V216H168ZM170 215H172V217H173V215H174V217L175 218H173V219H177L176 220V222L172 219V217L170 216ZM10 216H11V218H10ZM145 216H146V219H147V222L146 223H142V222H145L146 221V219H145ZM159 216V217H158ZM168 217V218H165V217ZM201 216V217H200ZM9 217V218H8ZM44 217V218H43ZM133 217V218H132ZM136 217V218H135ZM139 217V218H138ZM152 218L151 220H149L148 218ZM157 217V218H156ZM181 218V219H178V218ZM188 217H190L189 219H188ZM198 218V219H200V221H196V222H198V224H195V223H193L194 221H195V218ZM212 217V218H211ZM135 218V219H134ZM138 218V219H137ZM163 218H165L166 219V221H164V219ZM186 218V219H185ZM193 218V219H192ZM7 219V220H6ZM155 219V220H154ZM158 219V220H157ZM162 220L163 219V221L164 222H160V220ZM192 219V220H191ZM207 219L209 220L210 219V221H207ZM212 219V220H211ZM214 219V220H213ZM6 222H5V221ZM14 220V221H13ZM29 220V221H28ZM54 220V221H53ZM141 220H145V221H142L141 222ZM169 220V222H167ZM170 220H173L174 221V223L172 222V221H170ZM197 220V219H196ZM13 222V223H12ZM138 222V223H137ZM157 222H159L158 224H160V225H158V224H156ZM170 222H172L173 224H171ZM178 222H180V224L178 223ZM183 222V223H182ZM187 222V223H186ZM208 222V223H207ZM214 222H215V224H214ZM224 222L226 223L225 225H224ZM49 223H50V225H49ZM51 223H52V226H51ZM175 223H177V224H175ZM182 223V224H181ZM25 224V225H24ZM29 224V225H28ZM133 224V225H132ZM135 224V225H134ZM136 224H138L139 226H137ZM141 224V225H140ZM186 225V226H183V225ZM212 224V225H211ZM55 225H56V227H55ZM118 225V226H117ZM155 225L157 226V229H155L154 227H155ZM169 227H168V226ZM170 225H172L173 226V228H172V226L170 227ZM198 226V227H196V226ZM200 225V226H199ZM212 227H211V226ZM214 225V226H213ZM2 226H3V228H2ZM7 226V227H6ZM205 226V227H204ZM207 226V227H206ZM219 226L220 227H222L221 229V233L223 234H221V236H224V237H221V243H220V245L218 246L217 244H216V242L215 243H213L212 244V241H214L213 240V238H212V236L211 235H213V237H214V232L217 230V228H219ZM233 228H232V227ZM25 227H27V228H25ZM53 227V228H52ZM151 227H153L156 231L158 230V229H160V231L158 230L157 231V234H158V232H160L159 234H161L160 235V237L156 234V231L152 228V230H149V228H151ZM158 227H160V228H158ZM162 227V228H161ZM186 227V228H185ZM200 227V228H199ZM229 227H230V229H229ZM29 228V229H28ZM51 228V229H50ZM132 228V229H131ZM140 228V231H141V233H140V231L138 230ZM143 228V229H142ZM168 228H171V230L170 229H168ZM206 228H207V231H206ZM24 229H25V231H24ZM58 229V230H57ZM130 229H131V231H130ZM147 229H148V231H147ZM163 229V230H162ZM213 229H214V232H213ZM216 229V230H215ZM223 229L224 230H226V231H223ZM228 229V230H227ZM126 230V231H125ZM136 230V231H135ZM144 230H146V231H144ZM165 230V231H164ZM23 231V232H22ZM60 233H59V232ZM130 231V232H129ZM138 231V232H137ZM149 231H151V234H148L147 235V233L149 232ZM155 232L154 233V235H153V233L152 232ZM169 231H170V233H169ZM206 231V232H205ZM21 232V233H20ZM30 232V233H29ZM122 232V233H121ZM134 232H135V234H134ZM143 232H146L144 235H143ZM213 232V233H212ZM233 231H231V233H232ZM127 233V234H126ZM128 233H129V235H128ZM141 235H140V234ZM150 233V232H149ZM163 233H166V234H164V236H163ZM18 234V235H17ZM30 234V235H29ZM43 234V233H42ZM126 234V235H125ZM134 234V235H133ZM205 234V235H204ZM31 235H32V237H35L36 239L34 240L32 237H31ZM120 235V236H119ZM133 237H132V236ZM136 235V236H135ZM138 235V236H137ZM158 237H157V236ZM166 235V236H165ZM231 235V234H230ZM126 236V237H125ZM141 236H145L144 238L143 237H141ZM152 237V236H154V241H156L155 243H154V241H153V239L151 240V238L150 237ZM168 236V238L166 239V237ZM216 236V235H215ZM228 236V237H227ZM38 237H40L39 239H38ZM80 237V236H79ZM134 237L136 238L137 237V239L135 240L134 239ZM164 237V238H163ZM225 237H227L228 239H229V241H224V239H225ZM230 237V238H229ZM8 238H9V240H8ZM133 238V239H132ZM157 238V239H156ZM226 238V239H227ZM31 239H33V244H32V246H30L29 245V243H30V240ZM149 239L152 241H149ZM156 239V240H155ZM159 239V240H158ZM160 239H165V240H162V242L160 243ZM168 239H170V241H168V242H170V243H168L167 242V240ZM7 240V241H6ZM23 240L24 241H26V242H23ZM133 240V241H132ZM140 240H142V242L140 241ZM148 240V241H147ZM172 240V241H171ZM17 241H18V244H17ZM21 243H20V242ZM60 241V242H59ZM130 241H132V242H130ZM136 241V242H135ZM165 241V242H164ZM222 241H224V243L222 242ZM231 241V242H230ZM5 242V243H4ZM14 242V243H13ZM24 244H23V243ZM32 242V241H31ZM57 242H59V244L57 243ZM57 244H55L56 246H58L60 249H58V255L59 256H61L60 258H63V259H65V256L68 254V255H71V254H69V252H71V249H70V247H72V246H67V247H69V248H67V252H66V250L64 249V248H62L61 246L62 245H64V243L62 242V240H57ZM139 242H141V243H139ZM146 242V243H145ZM13 243V244H12ZM139 245H138V244ZM165 243V244H164ZM174 244V246H172L173 244ZM178 243V244H177ZM229 243V244H228ZM23 244V245H22ZM132 244H135V245H132ZM172 244V245H171ZM137 245V246H136ZM141 245V246H140ZM149 245V246H148ZM159 245H160V247H162L161 249L160 248H157L159 251L157 252V249H156V247H159ZM166 245V246H165ZM176 245H178V246H176ZM233 247H232V246ZM131 246H133V247H131ZM26 247V248H25ZM27 247H30L31 249H30V253L28 252V250H29V248H27ZM65 247V246H64ZM137 247H139V250H135V248L136 249H138ZM149 247V248H148ZM165 247V248H164ZM232 249H231V248ZM17 248V249H16ZM20 248V249H19ZM129 248H131V249H129ZM229 248H230V250H229ZM62 249V250H61ZM68 249H69V251H68ZM153 249H154V251H153ZM155 249H156V251H155ZM179 249V250H178ZM21 250V251H20ZM65 250V251H64ZM74 249L72 248V251H73ZM130 250V251H129ZM134 250V251H133ZM144 250V251H143ZM152 250V251H151ZM176 250H178L179 251V253H178V251H177V253H176ZM16 251V252H15ZM147 251V252H146ZM227 251V252H226ZM234 251V252H233ZM153 252H155L154 254H153ZM9 253H10V255H9ZM49 253H51V251L49 250ZM61 253V254H60ZM72 253V252H71ZM130 253V254H129ZM232 253V254H231ZM234 253V254H233ZM65 254V255H64ZM132 254V255H131ZM52 255V254H51ZM67 255V256H68ZM145 255V256H144ZM151 255V256H150ZM179 255V256H178ZM232 255V256H231ZM33 256V257H34ZM59 256H58V258H59ZM129 257H130V259H129ZM153 257V258H152ZM173 257H175V258H173ZM237 257V258H236ZM15 258H13V259H15ZM29 258H30V256H29ZM144 258V259H143ZM151 258H152V260H151ZM230 258V259H229ZM9 259V260H10ZM126 259V260H125ZM138 259V260H137ZM158 259V258H157ZM16 260V259H15ZM22 260H25V261H23L22 262ZM125 260V261H124ZM127 261V262H126ZM17 262V261H16ZM25 262V263H24ZM28 262V263H27ZM29 262H31V263H29ZM133 262V263H132ZM184 262V263H183ZM103 263H104V261H103Z\"/></svg>",
	"mask_w": 264,
	"mask_h": 264
},
{
	"label": "water",
	"instance_id": "water-1",
	"mask_svg": "<svg viewBox=\"0 0 264 264\" xmlns=\"http://www.w3.org/2000/svg\"><path fill=\"white\" fill-rule=\"evenodd\" d=\"M115 1L129 6L137 16L135 41L156 39L163 64L176 72L157 36H139L141 17L133 3ZM194 3L236 156L254 263L264 264V0Z\"/></svg>",
	"mask_w": 264,
	"mask_h": 264
},
{
	"label": "flooded vegetation",
	"instance_id": "flooded-vegetation-1",
	"mask_svg": "<svg viewBox=\"0 0 264 264\" xmlns=\"http://www.w3.org/2000/svg\"><path fill=\"white\" fill-rule=\"evenodd\" d=\"M140 14L141 27L139 32L144 31L148 34L155 35L159 38L162 44L164 55L170 61L176 73L179 74L182 70V56L168 53L169 45L164 43L165 36H172L166 29L165 24L167 18L164 16V9L161 8L159 0H129ZM166 34V35H165ZM167 48V49H166ZM182 57V58H181Z\"/></svg>",
	"mask_w": 264,
	"mask_h": 264
},
{
	"label": "trees",
	"instance_id": "trees-1",
	"mask_svg": "<svg viewBox=\"0 0 264 264\" xmlns=\"http://www.w3.org/2000/svg\"><path fill=\"white\" fill-rule=\"evenodd\" d=\"M161 8H163V7L161 6ZM164 16L167 18V15H166L165 12H164ZM149 35H151V34H148V33L144 32V31L139 32V36H140V37H147V36H149ZM185 64H186V62H185V60L182 58V70H181V73H180V75H181V79H183V78L185 77V73H184V66H185Z\"/></svg>",
	"mask_w": 264,
	"mask_h": 264
}]
</instances>
